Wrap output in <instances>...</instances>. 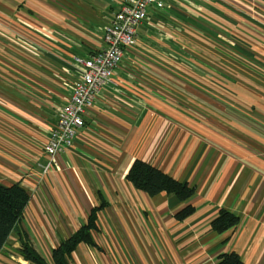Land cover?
<instances>
[{
    "label": "crops",
    "instance_id": "obj_1",
    "mask_svg": "<svg viewBox=\"0 0 264 264\" xmlns=\"http://www.w3.org/2000/svg\"><path fill=\"white\" fill-rule=\"evenodd\" d=\"M122 2L0 0V183L29 194L0 264H30L19 234L51 264L101 201L99 249L80 244L70 264H216L230 252L264 264V0L149 7L72 146L43 172L79 76L75 58L104 48ZM136 159L194 195L181 202L134 189L126 174ZM186 206L195 213L177 221ZM221 209L239 222L218 234L210 223Z\"/></svg>",
    "mask_w": 264,
    "mask_h": 264
},
{
    "label": "trees",
    "instance_id": "obj_2",
    "mask_svg": "<svg viewBox=\"0 0 264 264\" xmlns=\"http://www.w3.org/2000/svg\"><path fill=\"white\" fill-rule=\"evenodd\" d=\"M126 179L132 187L142 191L150 197L165 193L167 196L176 197L179 201L189 200L195 193V189L187 183L179 182L170 175L144 161L136 159L131 164ZM29 194L20 184L9 186L0 183V250L6 243L12 231L16 230L20 223L23 211L28 203ZM101 201L93 207L88 216L87 222L82 224L78 230L68 238L60 241L59 245L51 252V264H70L72 253L80 244L99 249L94 241L93 233L98 231L96 224L98 212L104 207ZM195 213V208L186 206L178 211L174 218L182 222ZM239 222L234 213L221 209L217 216L211 221L210 229L218 234L233 229ZM20 235L19 254L30 264H49L33 248L28 237ZM216 264H246L241 257L235 253H224L218 256Z\"/></svg>",
    "mask_w": 264,
    "mask_h": 264
},
{
    "label": "built area",
    "instance_id": "obj_3",
    "mask_svg": "<svg viewBox=\"0 0 264 264\" xmlns=\"http://www.w3.org/2000/svg\"><path fill=\"white\" fill-rule=\"evenodd\" d=\"M163 7L162 0H123L120 8L104 27V48L89 58H75L80 66L78 78L75 80L71 93L57 115L54 127L51 129L44 153L47 173L59 154L71 147L76 133L85 125V116L93 108L96 97L109 82L125 50L134 42L138 28L146 19L149 7Z\"/></svg>",
    "mask_w": 264,
    "mask_h": 264
},
{
    "label": "rangeland",
    "instance_id": "obj_4",
    "mask_svg": "<svg viewBox=\"0 0 264 264\" xmlns=\"http://www.w3.org/2000/svg\"><path fill=\"white\" fill-rule=\"evenodd\" d=\"M211 81H212V79H211ZM222 128H224L223 126H222ZM248 141V140H247ZM249 142V141H248ZM238 143H240V142H238ZM243 145V144H242Z\"/></svg>",
    "mask_w": 264,
    "mask_h": 264
}]
</instances>
